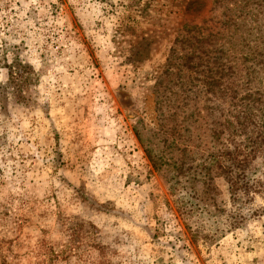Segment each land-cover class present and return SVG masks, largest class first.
Instances as JSON below:
<instances>
[{
	"label": "rangeland",
	"instance_id": "374dc122",
	"mask_svg": "<svg viewBox=\"0 0 264 264\" xmlns=\"http://www.w3.org/2000/svg\"><path fill=\"white\" fill-rule=\"evenodd\" d=\"M191 26L212 89L195 81L178 115L186 221L168 145L185 137L156 98L191 73L175 42ZM262 67L264 0H0V264H264V154L218 155L264 151Z\"/></svg>",
	"mask_w": 264,
	"mask_h": 264
},
{
	"label": "trees",
	"instance_id": "16d2710c",
	"mask_svg": "<svg viewBox=\"0 0 264 264\" xmlns=\"http://www.w3.org/2000/svg\"><path fill=\"white\" fill-rule=\"evenodd\" d=\"M197 29V26H191L189 28H187L186 33H184L183 35L179 36L175 39L176 45H178L184 50L183 53V63H186L191 69V73L187 75V77L184 79V82H172L176 84V90L172 89V88H168V95L166 94V96L163 98V96H158L156 98V109L158 112V115L160 117H162L164 120L168 121L171 123V128H170V132L175 133L182 136L181 131L182 132H187L189 129L188 128H181V126H179V121H178V115L180 117V115H185L182 116V118H191L194 116L195 112H194V108H193V104H191V106H189L188 109V103L190 102V97L193 93V89L198 87L195 86V81H199L201 84V88L202 90H209L211 91L212 87L211 84L209 83V79H210V73L208 70V63H206V61L208 60V50L206 49V41H207V37L206 36H201L200 35V31L197 30L196 33H193L192 31H195ZM176 45L173 46L172 48V53H176ZM182 58V57H181ZM174 64H170L168 62V64L166 65L165 69H164V73H166L167 75H172V76H176V78H178V73L181 72L180 71V67L177 68V70L175 72H172L174 68L173 67ZM264 69V67H262ZM200 76V77H198ZM184 78V77H183ZM179 79V78H178ZM186 80V81H185ZM172 81V80H171ZM210 86V87H209ZM228 96H230L231 99H234L235 94L229 93ZM168 102H166V100ZM177 102V104H176ZM171 104L172 106H170V108L173 110L172 112H170L169 114H165V111L168 112V108L166 105ZM169 106V105H168ZM211 109V112H209L210 115H213L216 111L215 108H209ZM186 110H191V112H186ZM183 113V114H182ZM248 112H245V116H247ZM252 115V114H251ZM231 117H233L234 122L236 124H239V119L241 117V112L237 111V113L235 115H232ZM231 125V122H228ZM181 124V123H180ZM232 126V125H231ZM171 133V134H172ZM170 134V135H171ZM173 136H175V134H172ZM184 138L185 141L184 142V146H179L177 144V142H175L174 138L173 140L168 144L171 146V148L173 150H175L177 148V150L179 151V156H178V163L180 162V164H182L181 166H177L176 169V173L173 178L170 179V184H169V190L171 194H175L177 193L178 188L183 189L185 186L181 185V181L179 180L182 177H189L190 173H191V169L192 168H188L187 167H183V164H186V161H184V159H188L189 158V149L187 147H189L190 144H188V136H182ZM187 141V142H186ZM145 152L150 160V162L152 163L153 167L158 170L159 169V159H161V156H156L155 154L152 153V150H149L147 148H145ZM233 151H225L222 152V154H218V155H222L226 160L229 159L228 164H242V163H246L248 160H250L252 158V155H259V153L264 154V151H260V150H250L249 152H247L246 154L241 155L239 152V155H235L233 154ZM242 156V158H240ZM244 156V157H243ZM158 157H160L158 159ZM216 160V162H215ZM222 160H219V158L217 156L214 157H208L206 158V161L203 162L202 164H216L218 162H221ZM175 164V163H174ZM204 168H200L201 171H204L205 173L210 174V168L206 167L205 165ZM222 173V172H221ZM194 175L197 174V172L195 171L193 173ZM180 176V177H179ZM179 177V178H178ZM196 177V176H195ZM174 179H176L174 181ZM238 184V183H237ZM178 185V187H177ZM236 184H232L231 186H235ZM245 189L243 190L244 193H248L249 191V187L247 186V184H243ZM234 188V187H233ZM241 189V188H240ZM185 191H187L188 195H186V198L175 194V196L177 197L175 199V204L176 207L178 209V212L180 213V215L182 216V218H184L186 221L190 220L193 216V210L195 208L196 202L193 201L195 200L196 196L194 195V193H192V188L189 184V186L187 187V189H184ZM242 190V189H241ZM263 209V208H262ZM235 224L233 223V225H231L230 227L233 228ZM188 230L190 231V234L192 235V237H199V230L196 229H192L189 226ZM207 236V234H206ZM205 236V237H206Z\"/></svg>",
	"mask_w": 264,
	"mask_h": 264
}]
</instances>
